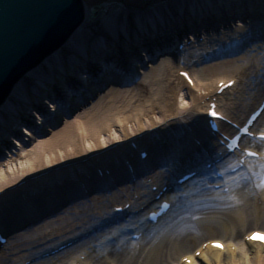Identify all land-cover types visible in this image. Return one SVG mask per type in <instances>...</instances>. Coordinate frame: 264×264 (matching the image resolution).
Wrapping results in <instances>:
<instances>
[{
    "label": "bare ground",
    "instance_id": "obj_1",
    "mask_svg": "<svg viewBox=\"0 0 264 264\" xmlns=\"http://www.w3.org/2000/svg\"><path fill=\"white\" fill-rule=\"evenodd\" d=\"M106 1L82 0L84 17L0 102V117L27 106L33 82L38 105L48 94L62 123L0 169V264H264V241L246 238L264 234V137L241 130L255 115L250 131H264V0ZM139 51L149 64L129 58ZM59 84L70 101L56 96ZM186 90L183 112L175 103ZM108 133L117 141L107 151ZM162 200L170 206L148 218Z\"/></svg>",
    "mask_w": 264,
    "mask_h": 264
},
{
    "label": "water",
    "instance_id": "obj_2",
    "mask_svg": "<svg viewBox=\"0 0 264 264\" xmlns=\"http://www.w3.org/2000/svg\"><path fill=\"white\" fill-rule=\"evenodd\" d=\"M83 17L82 0H0V102L25 67Z\"/></svg>",
    "mask_w": 264,
    "mask_h": 264
},
{
    "label": "rangeland",
    "instance_id": "obj_3",
    "mask_svg": "<svg viewBox=\"0 0 264 264\" xmlns=\"http://www.w3.org/2000/svg\"><path fill=\"white\" fill-rule=\"evenodd\" d=\"M108 2H109V0H108ZM108 2L106 1L104 6H107ZM104 8L106 9L107 7H104ZM141 51H139V52H141ZM139 54L140 55L136 54V55H133L130 57L128 56V57L131 59H134L136 61L139 60V62L142 61L143 64H145V63L149 64L150 63L149 62V60L151 58L150 53L144 54L141 52ZM128 57H127V59H128ZM157 58H159V56ZM157 58H155V59H157ZM158 60H155V61L158 62ZM151 62L153 63L152 60H151ZM94 66L96 68H98L100 66V64L98 65L97 63H95ZM28 76L27 75L25 76V80L27 79ZM80 77L81 76L73 74L71 76V79H73V81L76 83V85H78V82L81 81ZM103 77H104V75L102 74L101 76H99V78H95L97 83H100V84L103 83L102 81L100 82L101 78H103ZM173 77L174 76H173V72H172L171 77L169 76L170 79H168V80H170L171 87H175L174 88L175 91L179 92L178 81H176V79ZM32 86H33V82L29 85V87H26L25 89H23L24 93L28 92V94H30L29 99H31V100H29V103L26 104L27 106H24L23 104L20 106V104H17V105H15V107L19 108V106H20V108L18 109L17 112L12 111V113H10V114L8 113L7 115H3V117L1 115L2 118L0 117V169L3 168L4 172L7 169L8 170L7 173L10 172V170H9L10 168H12V167L15 168L16 165H18V162L15 161V157H16L17 153L19 152L20 148L23 145H26L28 142H30L31 136H34L35 139H37L35 144H38V142L41 141V139L48 141L50 138H53L55 136L53 134V132L54 131L57 132L60 129H62L61 128L62 123H60V124L58 123L60 121L58 118H56V116L54 114V105H56V104L47 97L48 96V94H47V95H45L46 96L45 98H47V100L46 101L44 100V105H41V103H40V105H38L39 101L36 99V94L33 93ZM56 87H57V89H54V90L55 91L57 90L56 91L57 94L56 93L55 94H56V96H59V98H65V99L70 101L75 96V94L73 93L72 90L68 91L67 88L63 87V85H61V84L56 85ZM108 87L109 86H107L106 88L103 87V94L108 91ZM26 89H27V91H26ZM83 89H84V87H83ZM236 90L233 91V94H235L236 92L238 93V91H236ZM42 91H43V89H42ZM84 91L85 90H82V92H84ZM43 93L44 92H42V94ZM50 93H51V91H50ZM181 96L180 97L178 96V98L176 99L177 101L175 103V108L180 109V111L186 112V110H188V108H190V106H191L190 102L192 101V96H191L190 92H187V90H186V95H185L187 97L185 99H183ZM249 97H250L249 99H251V96H249ZM206 100L208 101V99H206ZM49 101H51V102H49ZM35 104H37V105H35ZM90 108H92L91 103L89 105H87V107L84 108V110H89ZM35 109L38 111L39 115L37 114V111L35 112ZM13 113H14V117H12ZM187 113L191 115V111H187ZM159 116L161 118L160 117L156 118L155 115H153L154 120H156V121L163 120L164 116L162 114H159ZM20 119L23 121V123L25 122L24 123V126H25L24 129H25V131L27 130L30 135H23L22 134L21 128H20V126H22V124H21L22 121L20 122ZM71 119L73 120V118H71ZM45 120L48 123H50V132H47V133H44V130H46V129L43 128V122ZM56 123H58L60 126L56 125ZM34 124H35V126L33 127ZM129 128H131V125H129ZM130 131H131V129H130ZM116 133L118 136H120V134H121L120 131L119 132L117 131ZM103 138L108 144L106 146V148H104L105 150H107V151L112 150L116 147L115 141H117V140L114 137L110 136L109 133L107 135H104ZM133 145H134V143H133ZM108 197L109 196H107L106 198H108ZM174 227L177 229L179 228L181 231H183V230H185L184 229L185 227H190V226H188V224L180 221L179 223H176L174 225ZM218 228H219V234H220V232L223 230L222 225H221V227H218ZM171 236H173V238L175 237L172 234H171ZM15 247L16 246H12L11 248H15ZM192 249H194V248H192Z\"/></svg>",
    "mask_w": 264,
    "mask_h": 264
},
{
    "label": "snow or ice",
    "instance_id": "obj_4",
    "mask_svg": "<svg viewBox=\"0 0 264 264\" xmlns=\"http://www.w3.org/2000/svg\"><path fill=\"white\" fill-rule=\"evenodd\" d=\"M213 109H214V106H213ZM211 114L213 116H217L218 115V113H216L214 110H212V113ZM249 155L255 156V155H258V154L255 153V152H250ZM262 168H264V165H262ZM259 187L264 188V173L261 174V179H260ZM246 238L248 240H250V241H254V240H258V239L261 240V241H264V234H262V233H253L252 235H250V236H248ZM213 247H216V248H219V249H223L224 245L221 244V243H219L218 241H216V242H213ZM196 255L199 256L200 254L199 253H196ZM185 259L187 261V264H192V260L188 259L187 257Z\"/></svg>",
    "mask_w": 264,
    "mask_h": 264
}]
</instances>
